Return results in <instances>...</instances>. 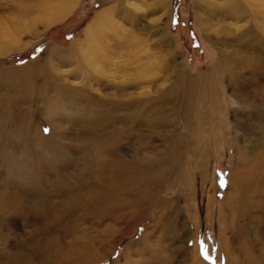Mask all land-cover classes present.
I'll return each instance as SVG.
<instances>
[{"label":"rangeland","instance_id":"rangeland-1","mask_svg":"<svg viewBox=\"0 0 264 264\" xmlns=\"http://www.w3.org/2000/svg\"><path fill=\"white\" fill-rule=\"evenodd\" d=\"M233 7L229 0H0V53L6 51L0 54V103L4 97L3 100L8 101L11 118L8 116L9 120L5 121L8 128L5 131L20 135L17 136L21 139L17 136L16 139L26 147L25 152L18 147L22 149L19 152L27 155L29 163L35 161V141L40 143L43 139L42 144L48 147L39 148L42 158L46 156L44 165L41 162L43 169L38 166L40 170L44 171L45 167L46 174L52 175L54 167L47 162L49 159L51 165L59 166L60 170L71 171L69 158L72 155L67 148L73 151L85 139L77 133L81 127L78 120L89 115L90 101L98 99L126 105L138 101L142 103L135 126L139 135L133 134L123 140L119 151L130 158L136 154L149 158L156 163L155 169L166 171L159 190L140 188V193L132 198L136 207L129 208L124 203V209L113 207L107 212L109 214L104 211L95 215L76 213V217L53 220L42 226L48 245L42 246L46 253L37 264L51 262L50 255L55 247L64 253L69 246L81 242L87 246L84 264H194L196 249L197 255L201 252L202 264H239L246 261L245 246L254 249L255 256H264V187L249 193L250 205L257 209L250 210L252 220L246 243L241 246L240 237L225 229L232 220L239 218L240 221L239 208L236 203H225L220 207L228 193L235 194L232 171L237 167L235 172L243 169L236 161L239 154L228 136L237 135L239 143L246 144L242 137L249 135L256 142L262 134L259 119L264 121V108L258 110L259 102H256V110L255 106L239 101L241 92L252 90L254 82L264 85V79L259 77L260 70L246 67L248 60L264 57V44L258 40L241 43L239 37L236 41L237 27L246 26L250 18L231 12ZM128 13L136 20L135 24ZM101 14L104 15L101 23L109 25L104 27L110 36L104 40L109 45L100 43L90 56L87 54L85 58L81 54L79 58L72 48L85 43L88 28L97 23ZM126 32L133 33L132 41L126 39ZM116 41L121 43L120 49L116 50L118 55L113 54ZM79 48L81 51L87 49L84 44ZM51 50L54 51L49 53ZM80 59L85 61L86 67H82ZM93 60L97 64L91 65ZM27 67H33L30 69L35 75L30 84L33 93L29 94L20 81L15 84L17 89L6 87L5 73L23 71ZM223 72L226 77L224 75L225 79L218 82L217 87L216 75L222 76ZM198 73L209 76L207 99L200 106L204 118L198 119L201 114L193 110L187 130L181 119L186 110V98L179 99L176 78L183 75L189 78ZM230 76L233 79H229ZM236 76L239 78L234 82ZM53 78L57 81L51 80ZM80 91L86 95L78 94ZM16 108L26 112L18 117ZM93 109L99 112L105 108L102 103H95ZM25 115L27 126L22 124ZM102 122L99 120L96 125ZM21 125L24 134L17 131ZM58 127L65 130L60 131ZM25 142H29L28 145ZM260 147H248V153L244 155L246 163L252 161L253 166ZM78 152L77 158L80 155L86 157L87 151ZM165 160H168L167 164ZM18 164L5 167L0 157V191L8 197L2 206L7 210L0 216H13L14 213H7L19 207L20 212L16 214H22L24 208L27 211L28 203L31 206L32 200L42 196L33 191V186L30 189L26 186L19 170L22 163ZM81 165L78 161V168ZM38 167L33 170L37 171ZM19 184L24 188L18 190ZM46 188L47 197L55 202L85 192L68 195L55 186L53 196L49 194L54 188ZM152 193H155L154 198ZM157 199L158 203L164 204L158 209L154 205ZM166 201L176 202L179 214L174 222L165 218L155 223ZM35 217L30 214L25 222L19 218H9V223L0 222V239L7 237V252H16L29 244L28 239L32 240L36 229L42 225ZM257 230L263 244L259 243L261 235H257ZM146 233L149 235L145 239ZM222 236L234 252L236 262L219 261ZM242 237L245 238L244 234ZM25 240L27 244H24Z\"/></svg>","mask_w":264,"mask_h":264},{"label":"bare ground","instance_id":"bare-ground-1","mask_svg":"<svg viewBox=\"0 0 264 264\" xmlns=\"http://www.w3.org/2000/svg\"><path fill=\"white\" fill-rule=\"evenodd\" d=\"M229 1L233 3V6H234L231 12L240 14L241 17H247L248 19L250 18V21L247 22L248 24L246 26L237 27L236 41L239 37L241 43H243V41H247L248 43L250 40H258L259 43L264 44V0H229ZM110 13L112 14V12ZM104 14H107V13L104 12ZM128 15L130 16L129 19H131L130 21L132 22V24H135L136 20L134 19V17L131 16V13H128ZM103 17H104L103 14L99 15L97 20L95 21L97 23L93 24L90 28H88V31L86 34L87 39L85 43H83L87 49L81 51L82 48H79V47L83 44H79V45L76 44L72 48L75 53L77 52L79 54V58L80 56H82L81 54H83L84 57L87 54H89L90 56L101 45L100 43L105 42L104 39H107V38L110 39V36L108 37L109 34L106 33V29H105L109 25H104L103 24L104 22L101 23ZM110 17L111 16H109V18ZM106 23L108 22H105V24ZM116 30L118 31V29ZM126 33H127L126 39H129V41L130 40L132 41L134 37L133 33L132 32H126ZM125 42L127 43L128 40H126ZM106 44L109 45L108 42ZM113 44L116 45V49L113 52L114 54L116 53L117 49H120L121 43H118L116 41ZM108 45L106 46L108 47ZM52 51L54 50L49 51V53ZM5 52L6 51L3 50L1 51L0 54H4ZM116 54L117 55L120 54L119 51ZM84 57L82 58L84 59ZM97 61H94L91 65L97 64ZM84 62L82 61L81 63L82 67L83 66L86 67ZM87 65L90 66L89 64ZM216 65L219 68L220 65L218 66L217 62H216ZM239 67H240V62H239ZM246 67L253 69L254 71L257 69L260 70L259 71L260 76L259 74L258 76L264 79V57H261V58L258 57L257 60H253V59L251 61L248 60ZM30 68H33V67H29V68L27 67V69H23V71H11V72L5 73L4 77H5L6 87L12 86L13 88L17 89L15 84L20 81L21 83L22 82L24 83L29 94L33 93L31 91L30 84L33 82L35 75L32 74ZM221 68L224 69V67L222 66ZM242 68H245V67H242ZM27 70H30V71L28 72ZM222 74H223L222 76L218 74L216 75L217 83H215V78L213 79L216 86L220 85L218 84V82L220 83L222 80L225 79L224 75L226 77V74L224 72ZM236 74L237 72H235V75ZM231 75L235 76L233 73ZM232 76H230L231 78L229 79H233ZM208 77L209 76L206 77L205 74L203 73H198V75H195L193 77L189 76V78H187V75H183V77L178 76L176 78L178 88L180 90L179 99L181 100L183 98H186V103H184V107L186 108V110L182 112L181 119L184 120L187 126V130H188V125L190 124V114L192 113L193 110L201 114L198 117V119L204 118L203 117L204 113L200 106L201 105L203 106L204 102L207 99L205 92L207 91L206 86H207ZM238 78L239 76H236L234 82ZM51 80L57 81L54 78ZM215 85H212V86L215 87ZM253 85H254V88L252 90L241 92L242 94L239 97V101L246 105L255 106L254 109L256 110H257L256 108L257 106H258V110L263 109L264 108V85L261 83H255V82ZM78 94L86 95L85 93L81 91L78 92ZM3 99H6V98L5 97L2 98V101L0 103V157H1L2 163L5 167L7 166L13 167L15 166V164L19 165L18 163H22L21 167H19L20 168L19 170L21 172V175L26 180V186L29 189L31 188V186H33L34 188L33 191H36L35 193L39 194L40 196L42 195V196L39 199H35V201L32 200L31 206H30V203H28L29 210L27 209L26 212L24 208L23 209L24 213L16 214L20 212V207H19L18 209H16V211H10L7 213V214L14 213L13 216H10V217L0 216V222L4 223L9 218H10L9 220H15L16 218H19L23 222H25V220L27 219V215L33 214L34 216H36L35 218L37 220H41L40 222L42 223V225L36 229L34 235L32 234L33 237L31 235L32 240L28 239L27 242L29 244L26 245V247L21 248L20 250H16V252L15 251L7 252L9 248H8V245H5V244H7L8 240L5 241L7 237L2 236V238L0 239V264H37L38 259L41 256H44L46 253V251H43L42 249L43 248L42 246L47 244V240H46V237L44 236V230L42 226L45 227V225L48 224V222H51V221L54 222L53 220H62V218H65V217H70V218L74 216L76 217L75 215L76 213H81V214L84 213L85 215H95L102 211L107 213L111 211L113 207H116L117 209H124V206H125L124 203H126L129 206V208L136 207V205L133 204L132 198L136 197L137 193H140V188L142 187L147 188L146 191L159 190V186L161 185V182L166 177V171L164 169H155L156 163L152 162L151 159L146 158V157L141 158V156L137 154L135 155V157L130 158L129 156H126L119 151L120 149H122L121 145L123 144L122 143L123 140L126 141L128 137L130 135L132 136L133 134L139 135V132L137 131L135 126H137V121L139 119L138 116L140 114L138 109L142 107V103H138V101H135L134 104L132 105H126V104H121L119 102L117 103L109 102L107 100L103 102L98 99L91 100L89 108H88L90 112L89 115L78 120V124L80 123L81 127L77 129L78 131L77 133L79 134V136H83L85 139L82 142H80L79 146L76 147V149L73 151L72 149L67 148L68 145L66 147L67 152L70 155H72V157L69 158V164H70L69 168L71 169V171L70 170L65 171L64 169L60 170L59 166L57 167L55 164L51 165L52 162L48 159L47 162L51 163L49 165L54 167V169L52 168L53 170L51 171L52 175H49L48 172L46 174L45 171H48V170H46L45 167H44V171H41L43 169L41 162L44 165L46 156L42 158V152L39 150V148L44 150L45 148L47 149L48 147L47 144L45 143H44L45 145L42 144L43 139H41L40 143L35 141L34 146H35L37 158L35 156L34 163L30 164L29 163L30 159L28 160V158L25 157L27 155L24 154L26 145H23V144L20 145V142H19L20 140L17 141L16 139V136L18 135V133L17 132L8 133L7 131H5V129H8L4 125L5 121H8L11 118V115H9L10 108L8 105V101L3 100ZM88 100H90V98ZM256 102H259L257 106H256ZM95 103H102V106L104 105L105 109L99 112L98 111L95 112L93 109V105ZM105 105H109V107L106 108ZM129 109L131 110L129 111ZM16 110H17L18 117L23 116L22 114L26 112V111H21L18 108H16ZM56 115H57L56 113L52 114L53 117H56ZM8 116H9V119H8ZM26 117L27 116L25 115L22 119V124L24 126H27V122H28V118ZM209 117L212 118V115ZM19 120H21V118ZM99 120L101 121L103 120L102 124L96 125V122H98ZM82 124L85 126H83ZM258 124H259V129L262 130V134H261V137L256 140V142L250 139L249 135H244L242 137L247 145L245 143L240 144L238 141L237 135H234L233 137L228 136V139H230V142L232 143L233 148L235 149V151L237 150L239 154V158L236 155V161L238 160L239 165H242L243 169H241L238 172H235V170L238 168L237 167L235 170L232 171V179L236 183V190L234 194L235 197L232 194L228 193L227 196L225 197L224 203L221 204L220 207L221 206L224 207L225 203H227L228 205H231L232 203H236L235 205L239 208L238 212L240 215V221H239V218L238 220L234 218L235 221L232 220L230 224L225 226V229H228L232 235L240 237L239 238L240 246L246 243V235L249 231L250 222L252 220V217H250V210L257 209L256 206L250 205L251 198L249 196V193L251 190H254V189L257 190L259 188L264 187V121L259 119ZM23 125H21L17 129V131H19L22 134L25 133V130L23 129L24 128ZM110 126H112L113 129H109ZM126 126H129V127L126 128ZM58 130L62 131L63 128L58 127ZM5 132L6 134H4ZM27 132H29V129ZM59 133L61 134V132ZM112 134H114V136H112ZM26 135H29V134L26 133ZM179 139L181 140L182 137L180 136ZM5 141L7 142L6 143L7 145L3 143ZM22 141L23 140H21V142ZM28 143L29 142H27L26 144L28 145ZM249 146H255V147L261 146L260 147L261 149L259 150L258 155L256 156V159L253 162V166L251 165L252 161L250 163H246V156H244V155H247ZM18 147H21L23 149L24 152H22V154L19 152L20 148ZM78 151H81V152L87 151L86 157L84 158V156L80 155L77 158V155L79 154ZM78 161L82 162V165L79 168H78ZM164 163L167 164L168 160H165ZM39 165L41 166L42 169L38 167ZM76 165H77V168H76ZM65 166H68V164ZM36 167H38L37 168L38 170L34 171L33 169ZM11 183L15 185V182H11ZM55 186L60 187L61 189H58V190H63L68 195L70 193L73 194L72 192H74L75 194L76 191L77 192L85 191V192H83L79 196L73 197L72 199H69V200L64 199L59 202H55V201H51L47 197V192H45L46 191L45 187L54 188ZM21 188H24V185L22 186L21 184H19L18 190ZM55 189L56 188H54V190H52V194H49V195L54 196V192L56 191ZM154 194L155 193H152L153 198L155 197ZM5 195H6L5 193L3 194L0 191V213H3V214L7 210V209L6 210L2 209V206L5 205L4 201L8 199V197H6ZM156 201L157 202H155L154 205H156L155 207L157 209L159 208V206L164 205L162 204L163 202L158 203V199ZM134 203H135V200H134ZM25 205H26V202H25ZM165 205L166 206L162 209V211L156 216L155 223H157L159 219H165V218L169 219L170 222H172L178 216L179 210L176 207V202L172 203L171 201H166ZM115 213H117V210L115 211ZM120 213L121 215L124 214L123 211ZM24 214L26 215L24 216ZM228 218H229V215H228ZM225 222H228V219L225 220ZM10 224L12 226V223ZM261 226H263V224ZM258 230L256 233L258 236H260L261 233ZM37 231H39L40 234H37ZM12 233L14 234V232ZM243 234L245 238L242 237ZM148 235L149 233L145 234V239L148 237ZM235 238L237 239V237ZM260 238L261 239L259 243L263 244L262 235L260 236ZM220 240H221L220 242L221 245L219 249V253H220L219 261L224 260L225 262H229V263L234 262L235 261L234 252L230 250V247L227 245L228 243L225 237L222 236ZM27 242L25 240L24 244H27ZM29 245L31 246V248ZM33 246H34V249H32ZM245 247L246 248H244L243 251L246 256V261L242 260V263H239V264H246L249 262H250L249 264H264V256L259 258L258 256L254 255L253 253L254 249L252 248L248 249L247 246ZM86 249H87V246L83 242L78 243L77 245L69 246V249L66 250L64 253H61V250L55 247L54 252H52V255H50L52 257V261L46 264H84L83 254ZM195 252H196L195 253L196 256L194 257L195 259L194 264H198L202 261V257L200 256L201 252L198 255H197L198 249H196ZM50 256H49V259H50ZM62 260H65V261H62ZM42 264L44 263L42 262ZM234 264H237V262Z\"/></svg>","mask_w":264,"mask_h":264}]
</instances>
